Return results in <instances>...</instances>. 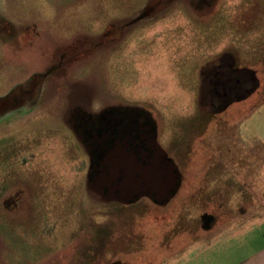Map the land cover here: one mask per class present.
Masks as SVG:
<instances>
[{"label":"rangeland","instance_id":"374dc122","mask_svg":"<svg viewBox=\"0 0 264 264\" xmlns=\"http://www.w3.org/2000/svg\"><path fill=\"white\" fill-rule=\"evenodd\" d=\"M0 7V98L36 83L0 115V264H158L202 235L203 213L264 227V0ZM75 110L145 122L175 166L166 205L86 187Z\"/></svg>","mask_w":264,"mask_h":264},{"label":"flooded vegetation","instance_id":"af4514ba","mask_svg":"<svg viewBox=\"0 0 264 264\" xmlns=\"http://www.w3.org/2000/svg\"><path fill=\"white\" fill-rule=\"evenodd\" d=\"M3 10L0 7L1 36L10 29L9 18L1 13ZM58 69L59 66L52 70ZM80 113L75 110L73 118L70 116V127L90 159L86 187L96 191L102 200L123 206H134L142 200L166 205L169 184L165 176L169 171L158 157L154 136L149 133L150 128L145 122H135L127 117L107 118L104 115L86 119ZM128 142L131 144L128 145ZM112 155L122 158L126 166L113 171L108 159ZM209 215H200L203 227L211 220ZM114 263L126 264L120 261L108 264Z\"/></svg>","mask_w":264,"mask_h":264},{"label":"crops","instance_id":"0c3cea01","mask_svg":"<svg viewBox=\"0 0 264 264\" xmlns=\"http://www.w3.org/2000/svg\"><path fill=\"white\" fill-rule=\"evenodd\" d=\"M163 150L165 151V149ZM162 173L164 174L161 171ZM226 173L227 180L233 179L235 181L233 173L229 169ZM166 174L169 175V172ZM167 175L165 177H167L168 185L170 178ZM209 216L211 220H209L202 235L179 249L170 251V256L158 264H264V227H256V222L261 221L258 220V216L244 211L228 221L217 220L213 214ZM201 221L204 222L203 219ZM221 221L227 223L222 224ZM246 227L249 228L246 229ZM247 233L252 235L247 244L229 243L230 238L233 239L237 236L244 238Z\"/></svg>","mask_w":264,"mask_h":264},{"label":"water","instance_id":"95a60500","mask_svg":"<svg viewBox=\"0 0 264 264\" xmlns=\"http://www.w3.org/2000/svg\"><path fill=\"white\" fill-rule=\"evenodd\" d=\"M45 76L46 75L44 74L43 76H40V78L39 77H37V78H38V80L39 79L42 80ZM35 85H36V83H34L33 81H30V84L27 85V87H21L20 86V88H17L12 93L4 96L3 98H0V115L4 114L8 110H12V109H15V108L21 106L19 104V98H21L25 95L26 88H27V91H29L30 93L33 94L35 92V88H36ZM14 99H17V103H14L15 102ZM156 151L158 153V157L163 162V164L167 165V170L169 171V174H171V172L175 171L174 164L171 161H169V162L166 161V157H165L164 152L158 146H156ZM108 159H110V166H111V169L113 171H117L118 169L126 166L124 164L123 159L120 157H117L116 155H112ZM175 182H176V179L175 180L173 178L170 179L168 191L169 190L171 191V188H173L175 186ZM170 195H171V192H170ZM114 264H121V263H114Z\"/></svg>","mask_w":264,"mask_h":264},{"label":"trees","instance_id":"16d2710c","mask_svg":"<svg viewBox=\"0 0 264 264\" xmlns=\"http://www.w3.org/2000/svg\"><path fill=\"white\" fill-rule=\"evenodd\" d=\"M236 89V88H235Z\"/></svg>","mask_w":264,"mask_h":264}]
</instances>
